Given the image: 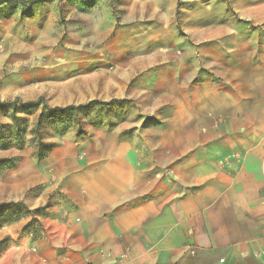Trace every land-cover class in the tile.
Returning <instances> with one entry per match:
<instances>
[{"label": "crops", "instance_id": "crops-1", "mask_svg": "<svg viewBox=\"0 0 264 264\" xmlns=\"http://www.w3.org/2000/svg\"><path fill=\"white\" fill-rule=\"evenodd\" d=\"M243 8L260 50L197 41L150 72L176 91L137 121L44 159L0 148V215L52 202L36 236L29 213L0 225V264H264V1Z\"/></svg>", "mask_w": 264, "mask_h": 264}, {"label": "rangeland", "instance_id": "rangeland-1", "mask_svg": "<svg viewBox=\"0 0 264 264\" xmlns=\"http://www.w3.org/2000/svg\"><path fill=\"white\" fill-rule=\"evenodd\" d=\"M246 1L258 0H43L33 5L0 0L1 134L21 131L24 146L16 139L13 147L36 154V124L43 141L54 145L79 135L94 139L101 128L137 121L167 84L169 93L176 91L171 83L153 82L150 72L184 61L197 41L209 47L208 40L220 38L226 48L253 44L260 50L262 25L245 15ZM40 97L51 107L86 108L59 119L40 105L31 114L17 112L22 118L17 129L8 103L20 106ZM5 168L0 163V179ZM51 203L28 210L14 203L0 215V225L29 213L26 230L36 236ZM8 245L0 243V252Z\"/></svg>", "mask_w": 264, "mask_h": 264}, {"label": "trees", "instance_id": "trees-1", "mask_svg": "<svg viewBox=\"0 0 264 264\" xmlns=\"http://www.w3.org/2000/svg\"><path fill=\"white\" fill-rule=\"evenodd\" d=\"M18 2H21L25 5H33V4H37L43 0H16ZM40 105L44 106V110L47 111L49 114H51L52 116H57V118L62 119V116H70L72 114L77 113L78 111H80L83 108H86L85 105H68V106H64V107H51L48 106L47 104L44 103L43 98L40 97L38 100L36 101H29V102H25L22 103L20 106H17V102H10L8 103V106L10 108H12L13 111V115H12V121L14 123V125L16 126L17 129L20 128V122L22 120V118H19L16 116L17 112H27L28 114L33 113L34 111H36ZM39 123V121L37 122ZM36 132L35 134L37 135V150H36V156L38 159H44L48 156V154L50 153V151L53 148L52 144H47L43 141V137L41 136V132H40V127H38V125L36 124ZM1 128V125H0ZM16 139H19L18 141ZM15 140L20 143V146L23 147L24 146V141H23V134L21 131H18L15 134H12L10 136H3V134H1L0 132V147L1 148H8L11 147L15 144ZM13 206H7L6 211H4L3 213L7 214V211H10L11 207ZM18 206V205H17ZM9 215V214H8ZM13 220V219H12ZM16 220V219H15ZM11 221V220H10Z\"/></svg>", "mask_w": 264, "mask_h": 264}]
</instances>
